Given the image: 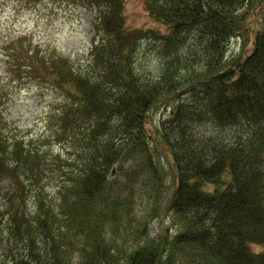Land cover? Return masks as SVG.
Here are the masks:
<instances>
[{
  "label": "trees",
  "instance_id": "16d2710c",
  "mask_svg": "<svg viewBox=\"0 0 264 264\" xmlns=\"http://www.w3.org/2000/svg\"><path fill=\"white\" fill-rule=\"evenodd\" d=\"M69 1L95 13L84 64L21 39L8 55L13 82L59 105L29 139L0 96V264H264V25H248L264 0H146L139 29L125 0ZM250 30L252 51L229 60ZM160 114L175 232L152 237L135 198L144 177L157 199L163 185L147 129Z\"/></svg>",
  "mask_w": 264,
  "mask_h": 264
},
{
  "label": "rangeland",
  "instance_id": "374dc122",
  "mask_svg": "<svg viewBox=\"0 0 264 264\" xmlns=\"http://www.w3.org/2000/svg\"><path fill=\"white\" fill-rule=\"evenodd\" d=\"M127 25L131 28H144L149 24L146 9V0H125ZM94 17L88 9L73 5L71 1L56 2L52 0H0V96H4V104L1 110L4 117L15 130L18 128L20 136L40 138L46 136L47 120L50 112L59 105V97L47 87L37 85L28 79L13 82L11 80L10 62L8 57L14 46L13 42L20 39L27 45L29 42L41 45L44 50L56 49L62 55L72 58L84 64L92 48L94 33ZM250 29L259 28L264 25V10H258L257 16L252 15L248 24ZM242 37L231 42L228 55L229 60L245 55L252 51L254 36L252 30ZM17 47L19 44H16ZM158 62L152 59L144 63V70L151 74V70L157 71ZM164 114V112H163ZM163 114L155 115L153 120L147 122V129L151 141L156 147L154 151L155 162L160 170L165 172L163 185L159 183L156 187L160 189L159 198L156 192L145 187L146 177L138 186L135 198L137 226L140 222L147 224L150 235L168 231L174 233L175 229L170 218V197L177 185V168L174 163L172 152L167 144L157 136ZM49 133H51L49 131ZM54 154H60L62 146L49 141L46 143ZM161 181V180H160ZM162 185V186H161ZM122 248L127 245L118 241ZM76 262L80 259V253H75ZM121 264H125L123 261Z\"/></svg>",
  "mask_w": 264,
  "mask_h": 264
}]
</instances>
